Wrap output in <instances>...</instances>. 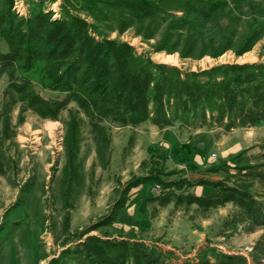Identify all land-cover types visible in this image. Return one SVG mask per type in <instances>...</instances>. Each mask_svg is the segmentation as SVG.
<instances>
[{
    "label": "rangeland",
    "instance_id": "rangeland-1",
    "mask_svg": "<svg viewBox=\"0 0 264 264\" xmlns=\"http://www.w3.org/2000/svg\"><path fill=\"white\" fill-rule=\"evenodd\" d=\"M65 3L92 24L97 38L126 41L137 56L174 65L182 76L218 64L264 62V0L230 1L211 18L178 10L136 18L103 6L94 16L81 0ZM60 4L14 0L12 9L19 18L33 7L65 18ZM255 36L249 49L237 54ZM0 49H7L2 39ZM158 54H172L176 61L163 62ZM45 67L40 60L16 75L29 78L43 98L64 99L65 93L48 88ZM9 79L8 72H0V264H83L75 251L87 235L138 243L167 264L214 261L207 248L246 256L249 264L254 247L264 252V225L242 220L236 204L204 209L186 198L205 194L207 187L190 185L198 179H225L230 185L249 180V192L264 211V197L258 196H264V183L252 177L264 173V121L225 128L228 119L216 121L215 112L201 105L181 109L175 92L161 114L150 104L143 122L107 119L93 132L75 101L56 118H44L6 97ZM5 102L8 114L1 115ZM72 119L79 131L74 160L66 146ZM253 164L258 167L246 177L236 168ZM151 173L181 188L147 180L125 190L129 181Z\"/></svg>",
    "mask_w": 264,
    "mask_h": 264
},
{
    "label": "trees",
    "instance_id": "trees-1",
    "mask_svg": "<svg viewBox=\"0 0 264 264\" xmlns=\"http://www.w3.org/2000/svg\"><path fill=\"white\" fill-rule=\"evenodd\" d=\"M81 1L94 16L103 6L126 11L136 18L177 10L187 16L211 18L230 1L249 0ZM13 6L14 0H0V39L7 48L6 51L0 49V72H8L10 77L5 95L24 103L41 117L56 118L70 101H75L89 117L92 131L97 132L102 129L100 123L107 119L121 124L143 122L149 116L150 104L156 114L163 113L170 96L176 92L181 109L188 106L196 109L201 105L203 109L215 112L216 121L228 119L225 128L234 124L251 126L264 121V62L218 64L200 71H186L182 76L183 71L174 65L154 63L147 56H137L133 46L126 41L97 38L92 24L72 14L65 0L60 4L66 13L65 18H52L51 12L36 7L26 17L19 18ZM256 39L255 36L248 40V47L241 48L237 54L248 50ZM167 51L173 52V49ZM40 60L46 62L45 73L50 80L48 88L65 93L64 99L47 100L34 90L29 78L16 75L18 70L29 71ZM9 107V102H5L1 115H7ZM78 143V126L72 119L66 135L70 160L75 158ZM255 167L258 166L236 168L246 177L251 175L249 169ZM252 177L264 183V173L254 172ZM147 180L164 187L176 185L181 188L180 183L165 182L151 173L129 181L125 190ZM190 185H203L207 190L203 195H187L188 202L204 209L233 202L240 208L242 220L253 226L264 225L263 203L249 192L252 186L249 180L230 185L225 179H198ZM258 196L264 197L262 194ZM80 246L75 252L83 264H167L152 250L127 240L114 241L87 235ZM207 250L215 257L214 261L205 258L192 264H249L246 256L217 253L213 248ZM253 250L256 252L251 255L250 263L264 264V252H257L256 247ZM54 262L51 260L49 264Z\"/></svg>",
    "mask_w": 264,
    "mask_h": 264
},
{
    "label": "bare ground",
    "instance_id": "bare-ground-1",
    "mask_svg": "<svg viewBox=\"0 0 264 264\" xmlns=\"http://www.w3.org/2000/svg\"><path fill=\"white\" fill-rule=\"evenodd\" d=\"M158 58L163 62H175L176 57L172 54H158Z\"/></svg>",
    "mask_w": 264,
    "mask_h": 264
},
{
    "label": "crops",
    "instance_id": "crops-1",
    "mask_svg": "<svg viewBox=\"0 0 264 264\" xmlns=\"http://www.w3.org/2000/svg\"><path fill=\"white\" fill-rule=\"evenodd\" d=\"M230 205L232 206V203Z\"/></svg>",
    "mask_w": 264,
    "mask_h": 264
}]
</instances>
